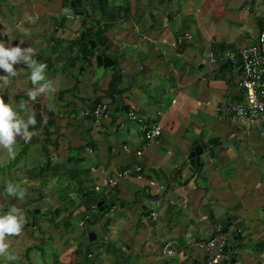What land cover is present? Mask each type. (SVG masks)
Wrapping results in <instances>:
<instances>
[{
  "label": "crops",
  "instance_id": "obj_1",
  "mask_svg": "<svg viewBox=\"0 0 264 264\" xmlns=\"http://www.w3.org/2000/svg\"><path fill=\"white\" fill-rule=\"evenodd\" d=\"M53 1L54 0H52L50 5L45 6L43 0H10V4L12 5L8 9V12L12 17L13 14H19V18L16 22L18 31H23L24 36L29 38L30 41L38 42V38L43 39L44 34L49 37L50 34H53L57 30L56 26L58 24H54L50 18H57L63 15L60 10L53 8ZM120 1L95 0L94 8L92 9V12L96 11V16L93 17V19H96L94 25L98 26L100 24L99 27L105 30V37L108 38V52H115L118 54L115 58L122 64L124 68L123 73L125 72L127 75L136 76L135 73L139 74L136 69L140 66L141 71H143L142 68L144 69L141 75L142 81L147 82L148 85L151 83L150 88L157 91L159 95L156 97L152 96L153 100H151V104L144 107V91L143 89H137L136 86L132 90L133 95L129 98L124 94L116 96L115 99H117V97H123V101L130 106V111L133 110L137 115H140V111L145 110L143 112L145 116L140 117L148 122L149 129L159 125L162 128V134L155 142L149 143L146 141L143 133L131 132L123 123L118 133L124 134L125 138L131 141L133 147L129 148L127 143L119 141L118 137L111 134L114 128L112 121L113 117L107 114V112L104 114L103 118H101V115L96 119H101V129L105 126L107 130H111L109 139L112 140L113 143L107 144V142L103 140L100 141V144L97 146V163L103 165L107 161V154H109L110 161L114 163L119 152H121L120 156L126 154L127 158L132 157V160L127 161L123 166L114 171V173L120 172L118 177L113 176L111 178L117 181L119 180V184L116 189H114V192L118 194V200H120L121 203L123 200H130L128 198L131 197V190L133 189L135 202L133 205L125 204V210H130V207L138 205L141 210L140 214L142 213L141 206L146 200V196L142 190H138L137 187L148 189L150 194H158L163 187H165L167 199L174 200L179 205H185L189 199L192 200V205L190 206L192 208L191 213L193 216L194 213H197L198 216L196 219L190 218L188 222L186 221V224L183 223V225H186V228H198L200 233L192 235L191 241H189L187 238L178 235V231L180 232V225L175 222L176 220L166 219V222H163L160 219V212L156 219L151 220L150 212L153 211L152 209H149L146 215L149 224L148 227L143 224L144 221L141 217V219L138 220L139 223H137L135 218L136 215L127 221L124 216L125 210L123 208L118 211L110 223L112 229L116 232L111 238H119V243H114L109 249L110 254L114 256L112 261L114 264H129L130 262H133V264H158L153 261L158 247L165 246L168 241H176V238L168 239L167 237L180 236V238H177V246L179 251L182 250L185 253L184 256H182L181 264H206L207 250L206 248H199L197 243H206L207 240L211 239L213 232L225 227L228 218L237 216L239 221L243 223V228L241 230L242 237L245 238L246 236L245 240L239 244L238 248L236 250L232 248V245L237 242L234 233L235 229L232 228L231 233L229 232L230 234L220 233L218 236H227L229 254L232 253L233 258L237 262L236 264H264V241L263 243L259 241L255 244V241L252 239L249 242L250 244L246 243V240L250 238L249 235L253 233L257 235V239L264 237V221L259 217L260 214L258 213L259 211L264 213V167L258 170L257 166L254 164H258V156H255L258 153L252 152L251 157H248L251 152L250 148H247L242 154L243 156L238 160L237 156L239 153L236 154V152H239V150H237V148L242 147L239 141H242L243 132H246L249 126L238 122L234 123V126H236L238 130L243 131L237 132L239 134H233L235 135V139H232L233 135H231V129L228 127L223 129L221 124V120L228 122L230 118L226 120L223 113L221 116H218L220 107L237 104L239 100L242 101L244 92L240 88L239 82H233L229 71L225 73L226 78H217V75L221 73H207L205 70L199 69L198 67L202 61L206 59V66H209L213 70L218 69L219 66L214 67L209 64L210 56H214V52H216V45L225 43L236 45L237 48L241 46L240 42H233V40L236 35H240V32L244 31L246 23L241 24L237 20L238 17L234 9H232V7L236 5H232L230 8L233 10V13L220 9L222 4L228 3L227 0H218V13L213 16L203 14L202 10L207 4H212L215 0H172L167 14H163V11L167 7V0H128L123 1L122 4H120ZM173 1L176 3L175 5H172ZM230 1L232 3L237 2V0ZM42 5L45 8L43 12V9L40 7ZM226 8L229 9V6L227 5ZM104 9L109 15L114 17L113 23L103 21L102 11ZM32 11L35 12L34 15ZM121 11L122 14L119 15ZM0 12L2 13L4 10ZM168 16L172 19L169 20ZM66 17V24L64 23L65 26H63V28L72 27L75 29L76 27V31L73 32L71 28L66 32L65 29V32L61 33V36L57 35L56 38L70 42L74 41L77 37L75 33L79 31L80 19L75 16L70 17L67 15ZM68 18L78 19L77 24L67 25ZM256 18L253 17L249 20L247 24H249L250 28L239 36L240 40H244L245 43L258 34V31L252 27V23H254ZM97 21L100 23L97 24ZM213 21L218 22V24H214ZM202 22L207 23V30H209L208 38L205 40L199 36L202 28L199 23ZM43 25H46L48 29H43ZM89 25L93 24L90 23ZM195 26H197L198 29L196 33L192 30ZM34 32H36V35L31 36L30 34H34ZM220 33H225L229 40L222 39L221 36L223 35H220ZM198 37H200V40L197 41ZM183 42H185V45ZM182 44L184 45L181 47L182 51H179V47ZM130 46L133 49V57L129 56V50H127ZM53 47H56V45ZM63 47L64 49H62L64 51L68 50L69 44H65ZM195 47L200 48L197 49ZM38 49L43 53V60L52 56L51 52L46 51V48L40 47L39 44ZM194 49L203 54L201 61H197L194 57H190L189 53ZM205 53L208 54L207 58H204ZM67 58V51L63 56H61V54H59V56L57 55L55 58V65L60 64L59 60ZM128 61H130V63H128ZM91 62L92 66L85 70L83 69L84 71H81L82 77L79 76V79L86 80V82L78 85L79 88L75 90L74 93L71 92V94H75L81 99L75 98L74 101V97L71 94L69 96L65 94L63 97L64 100H68L71 103H65L64 105L66 107L62 108L65 109L66 112L62 114V116L71 117V119H67L68 123H65V126L70 125V123H84L85 113L81 112L77 115L76 111L78 107L92 102L97 96H106H104V94H106L109 88L111 75L109 72L108 74L99 75L98 66L102 65L98 64L96 57H93ZM110 62L113 61L110 60L109 63ZM134 63H137V65ZM189 64L192 68H187ZM79 66L80 65H77L76 70H72L73 74H77L76 72ZM107 68L111 67L108 65ZM194 69L197 72H194ZM228 76H230V78H228ZM70 85L71 83L69 86ZM122 88L128 87H121V89ZM79 92L83 94L80 95ZM68 97L71 100H69ZM58 124L59 123H57V126L60 125ZM62 125L59 127L60 133L65 132ZM70 129L71 127L69 130ZM201 131L205 132V141L213 138H220L219 142H221L205 151V153L210 151L211 156L209 159L202 162V164H204L202 170H206L207 173L209 172L212 177L211 180L221 187V189L217 191L218 199L212 198L209 202L204 201L206 190L202 189V187L200 188L198 184L200 175L197 178L195 174L197 172L192 174L189 171V155L196 146L195 142L199 140ZM230 131L231 133L228 134ZM80 133L82 135V132ZM82 137L84 139L82 138L79 144L73 145L74 148L87 142L83 135ZM235 140H237V142ZM110 149H112V151H110ZM212 153H214L213 157ZM262 153H264V148L260 150V154ZM262 158H264V155ZM206 161H208L209 164H206ZM233 161L235 162L233 163ZM238 165H241L243 170L246 171L243 175L238 171ZM128 166L131 168L139 167L140 173L131 175L125 174L124 171ZM146 167H148V169L161 168L166 173L173 172L174 174L180 173L181 171L182 175L181 177L179 175L177 177L172 176L165 183H159L154 177L155 181L140 176L145 173ZM233 169L235 173L234 177ZM228 170H230L231 173L229 175H223ZM99 171V168H96L94 174L93 170L91 171L93 174L91 176V178H93V183L94 181H98L100 175ZM209 180L210 175L209 178H207L208 182ZM106 181L108 180L105 179L103 181L102 186H94L103 189ZM224 185H229L230 188L224 191ZM224 189H226V187H224ZM259 196L263 198L259 199ZM187 197L189 199H187ZM224 197L228 199L226 202L223 199ZM250 197H252V199H250ZM138 199H140V204H137ZM86 203L90 207L96 203V199L89 198L86 200ZM208 206H210L209 209ZM203 207L205 208V213L202 215L198 213V209H202ZM90 210L92 212L95 211L92 210L91 207ZM222 210L224 213L220 214ZM216 211H218V214ZM223 214L227 215L226 218L219 219ZM204 217L214 219L216 221V228H211V225H209L210 222L204 220L206 219ZM95 218H99L96 211L94 216L91 217L93 224L96 221ZM102 222L101 224H103ZM198 223H201L200 226H198ZM97 225L98 223L94 224L95 227H97ZM232 226H234V224ZM121 228H123L122 232H120ZM106 231L107 229L105 227L103 233ZM205 231H207L206 233L208 234L202 236V233ZM133 233L134 237L132 244L130 238ZM100 237L103 238V236ZM194 237L196 241L192 239ZM108 245L105 247L107 248ZM183 246L185 247L184 249ZM130 248H133V250ZM129 252H133L136 259H133L131 256L130 258H132V260L126 261ZM156 259L158 260V256H156ZM112 261L108 262L112 263ZM167 264H179V262L173 261L167 262ZM221 264L233 263L226 257Z\"/></svg>",
  "mask_w": 264,
  "mask_h": 264
},
{
  "label": "rangeland",
  "instance_id": "obj_2",
  "mask_svg": "<svg viewBox=\"0 0 264 264\" xmlns=\"http://www.w3.org/2000/svg\"><path fill=\"white\" fill-rule=\"evenodd\" d=\"M227 1L228 3L222 4L220 9L224 11L227 10L232 13H233L232 9H234L235 14L238 17L237 20L241 24L246 23L245 24L246 28L244 29V31L240 32V35L250 28L249 24L247 23L249 22V20H251V18L257 17V18L264 19V0H237L236 3H232L230 0H227ZM53 4H54L53 8L60 10L61 13L64 14V16H67V15L70 17L73 16V13L71 12L70 9L63 10L62 8H60V0H54ZM175 4L176 3L173 1L172 5H175ZM227 5L229 6V9L226 8ZM232 5H236V6L230 9ZM40 7L43 9L42 12L45 11V8L43 7V5ZM218 8H219L218 0H215L212 4H207L203 8L202 12L203 14L213 16L218 13L217 11ZM2 13L0 12V15ZM32 14L34 15L35 12L32 11ZM121 14H122V11L119 12V15ZM11 16L12 15L8 12L5 18L7 20L5 19L3 20L0 18V42H4L6 46L19 45L21 47H32L33 49L36 50V54H39L42 57L38 61L43 63L44 56H43V53L40 52V50L38 49V44L40 45V47L42 46V48H46V51L51 52V54H52L51 46H54L56 44L53 42H51L50 44H46L44 40L40 38H38V42L30 41L29 38L24 36L23 31L19 32L18 28L16 27L17 25L16 22L19 18L18 17L19 14L17 15L13 14V17ZM95 16H96V11H93V12L91 11L90 17L93 18ZM77 21L78 19L68 18L67 25H76ZM213 23L218 24V22H215V21H213ZM199 24L202 26L199 36H201V38L205 40L208 38V35H209V30H207V23L202 22ZM252 27H254L259 33V27L257 25L256 20H254V23H252ZM42 28L48 29L46 25H43ZM71 28L72 27L63 28V26H59V28L53 34L49 35V39L50 40L52 39V41L55 42L57 40L56 38L57 35L61 36V33L65 32V29L67 32V30H70ZM71 30L75 32L76 27L75 29L72 28ZM79 30L81 31L82 28L80 27ZM192 30L194 31V33H196L198 31L197 26H195L194 29ZM76 34L77 33H75V36H77ZM92 34L94 35V32ZM30 35L34 36L36 35V32ZM220 35H223L221 36L222 39L229 40L228 36L225 33H220ZM240 35H236L233 42H240L241 45L244 46L246 43L244 40H240L239 38ZM52 37H55V38H52ZM198 40H200V37L197 38V41ZM62 48L64 49V47ZM195 48L198 49L200 47H195ZM127 50H129V56L133 57L132 47L130 46L129 48H127ZM65 51L69 52V49ZM108 53L109 54L107 56H109L110 58H114L118 56V54H116L115 52H108ZM189 54H190V57H194V59L197 61L199 60L201 61L203 57V54L197 51L196 49L191 51ZM57 55L59 56V52L55 55L54 60L57 57ZM207 55L208 54L205 53L204 58H207ZM34 58H36V56ZM65 61H66L65 59L59 60L60 64L54 66L53 68L54 72L52 71V75L49 71V68L47 67L45 75L49 80L53 82L54 86L56 87V92L50 95L41 96V100L43 103L42 122L48 120V118L50 117V114L54 113V120L56 121V124L57 123L60 124V125L58 124L59 126H54L52 128H49L48 126L47 128L49 131L48 142L50 145L49 146V149L51 152L50 155L53 158L52 166L46 169L44 173L42 174V176L38 178L40 174V166L45 165L44 164L45 159L43 158L44 155L41 152V144H40V139L42 136L39 137L38 131L36 132L32 131L37 134L28 143H25L22 139L17 138V144L15 146V159H10L6 151L0 148V215L5 214L10 207L16 206L17 208L23 210V213L26 218V222L23 226V229L20 235L10 236L6 238V242H8L10 245L9 251L18 257L17 260L8 261L5 258L0 257V264H9L10 262H14V263L16 262V264H81L82 262H85L84 256H85V247L88 244V235H87L89 232L88 229H91V231H95L97 233V241L93 244V247L91 248V252L99 255V259H101V261H103V259L107 261H112L114 256L110 254L109 249L112 245H114V243H119L116 238L115 239L111 238L113 237L114 234H116L114 229L112 228L108 229L105 233H103L104 231V227L102 226L103 224L106 225L107 228H109V226H107V223H105V221L102 222L103 224L97 225V227H95L93 223L91 225L87 224V219H85L84 216L89 215V218H91L94 216L95 211L92 212L91 210H89L85 214H80L78 216L74 215L73 217H68L69 213L60 207V201L62 200L60 198L63 195V188H62L63 184L66 185L70 183V181L67 179V174L70 170L69 162H68L69 148L70 147L74 148L73 145L77 143L79 144V141L83 138L82 135L85 137L86 141L91 142V140H94L93 142L95 143V145L97 144V146L100 144L101 140L107 142V144L113 143V141L109 139L111 130H107L105 126L102 127L103 129H101V125H100L101 119L94 118L90 123V127H86L84 123H78V124L70 123V125L65 126V123H68L67 119H71V117L62 116V114L66 113L65 109H62V108L63 107L65 108L66 106L64 104L69 101L64 100L63 98H60V93L62 90H67L69 92L66 94H68L69 96L71 92L74 93L75 90L79 88L78 85L82 84L83 82H86V80L79 79V76H81V73L73 74L71 70L68 74H64V71L62 70V66H63V63H65ZM118 63H119L118 67H120L121 70L123 71L124 68L122 64L120 62ZM128 63H130V61H128ZM134 64L137 65V63H134ZM77 65H80L79 67H81L82 62H79ZM108 65L111 68H113L115 63L110 62L108 64H103V66H98L99 75L108 74L109 72L111 75V78L113 76L115 77V72H113L111 68H107ZM86 67L90 68L88 65ZM76 68L73 70H76ZM187 68H192V67L189 64L187 65ZM16 69L18 71V75L12 78L8 84H4L3 81H0V97H3L6 103L11 102L14 107H17L19 102L23 100L28 104L30 112L32 114H35L36 111H35L34 102L29 101L26 95L28 91V82L30 81V74H31L30 70H28L26 66L24 65H17ZM136 70L139 72V74L135 73L136 76L130 75L132 77L135 76V79L132 80V82H130L131 79H128L124 76L121 79H118L116 77L115 78L119 80L118 84L121 87H128L129 89L131 88V91L130 92L128 91L126 93L127 98L133 95L132 90L136 86H137V89H143L144 91L143 95L145 96V102L143 103V105L144 107H147L148 105L151 104V100H153L152 96L156 97L159 94L157 93V91L152 90V88H150L151 83H149L148 85L147 82L142 81L141 75L144 69L142 68L143 71H141L140 66H139L138 69ZM193 71L197 72L195 69ZM226 71L227 72L229 71V73L231 74L233 82L238 83L239 80H241L242 71H241L240 65H235L232 67L230 66L226 69ZM226 71L224 72V74L226 73ZM3 75H6V74L2 70H0V76H3ZM70 75L71 77H69ZM71 81L73 82L71 83ZM70 83L71 85L69 86ZM68 86L70 88H67ZM79 94L81 95L83 93L79 92ZM71 95L74 97V101H75V98L81 99L77 97V95L75 94L74 95L71 94ZM105 95L106 94H104V96ZM102 100H103L102 105L104 107H107V111H103L101 118H103L104 114L107 112H108L107 114H110V116L112 117L113 116V104L109 103L105 97H102ZM115 104H121L123 106V97H117V101ZM144 111H140V115L138 116L144 117L145 116V114H143ZM81 112L85 113L86 108L82 106L78 107L76 114L79 115ZM121 114L125 118L124 124L129 128L131 132H136L139 134L142 133L139 129V124L137 123V121L135 122V121L130 120L126 112H121ZM21 115H24V113H21ZM236 122L237 121L232 117H230L228 122L225 120H221L222 128L225 129V127H228L229 129H231L232 131L231 135L236 134L237 132H240V131L242 132L243 130H238L237 127L234 126V123ZM61 125H62V128L65 129L64 133H60L59 127ZM79 125H81L82 127ZM248 126L249 128L246 129V132L245 131L243 132V139H241L242 141H239V144H241L242 147L237 148L239 152H236V154L239 153L237 156L239 160L243 156L242 154L246 151L247 148L251 149V152L248 155L249 158L251 157L252 152L258 153L255 155V156H258L257 157L258 164L257 163H254V164L255 166H257L258 170H261V167H264L263 165L264 158H262L264 153L260 154V150L264 148L263 123L262 122L260 123L259 121H254V122H250ZM70 127L72 129V130L70 129L71 131L69 130ZM231 131L228 134H230ZM80 132H82V135ZM117 136H118L119 141L127 143V146L129 148L133 147V144L131 143V141L125 138L124 134L118 133ZM124 138H125V141H124ZM23 148L26 149V153L24 156L21 157L22 151H25ZM95 153H98V149L97 151L93 152L90 149H85L83 151H80L79 148H77V149H73L70 152V154L73 155V157L85 159L83 163H79L77 165V169L84 171L90 168L91 171L93 170V174L95 173L96 168L100 169L99 171L100 175H99L98 181L97 182L94 181L93 183V185H98V186H102L103 181L105 179L110 180L113 176L118 177L120 172L114 173V171H116L121 166H123V164H125L127 161L132 160V157L127 158L126 154L124 156L123 155L120 156L121 152H119L118 157H117L118 159L117 158L115 159V163L110 161L109 154H107L106 155L107 161L102 165V164L97 163L98 156L95 155ZM261 160H262V163H261ZM12 161H14V164H12L13 163ZM234 162L235 161H233V163ZM205 163L209 164L208 161H206ZM238 171H240L241 175H243V173L246 172L245 170H243V167L241 165H238ZM198 173H201L200 175H203L207 178H209V175H210L209 182L207 181L206 183H204L203 180L201 179L198 180V184L200 185V188L202 187V189L206 190L204 201L208 195H211V198L213 199H218L217 191H219L221 187H219L213 180H211L212 179L211 174H209V172L207 173L206 170L198 169L197 174ZM230 173L231 171L228 170L223 175H229ZM93 174L91 172L90 177ZM140 176L148 180L155 181L153 178V175L150 172H148V167H146L145 173L141 174ZM234 176H235V173L233 169V177ZM8 182L18 183L24 189H26V196L23 201L10 197L6 194L5 186ZM118 184H119V180H118ZM224 187H226V189H224ZM137 188L138 190H142V192L146 196V199H148V196L150 194L148 189H145V188L141 189V187H137ZM229 188H230L229 185L223 186L224 191L228 190ZM131 192H132V195L130 198H128L130 200H123L122 203L132 204V205L134 204L135 196L133 195V189L131 190ZM97 193L101 194L102 192H97ZM71 197L73 196L71 195ZM167 198L168 197H166V195L165 196L163 195V196H160L158 199L153 200L149 209L151 210V208L155 206V201H159L160 208L156 209V211L158 215L160 212V219L163 222H166V219L176 220L175 222L180 225V232L178 231V235H180L183 238H187V240L191 241L192 235L200 233L198 228H194V229L186 228L185 227L186 225H183V223L186 224V221L188 222L190 218L196 219L198 216L197 213H194V216L191 213L192 208L190 206L192 205V200L187 197V199H189L187 203L185 205H179L174 200L167 199ZM262 198H263L262 196H259V199H262ZM223 199L225 202L228 200L226 199V197H224ZM250 199H252V197H250ZM137 204H140V199H138ZM72 208L76 209L78 207L75 205H72ZM72 208H70V210H72ZM130 208L131 209L127 211L124 208L125 210L124 216L127 219V221L136 215L135 217L136 222L139 223L138 220L143 218V221H144L143 224L146 227H148L149 224L147 222V216L146 215L143 216L142 213L140 214L141 210L138 207V205L135 207H130ZM209 208L210 206H208V209ZM120 209H123V208H120ZM55 211H58V212L55 213ZM200 211H201V208L198 209L199 214L201 213ZM44 212H48V213H44ZM216 213L218 214V211H216ZM222 213H224L223 210L220 211V214ZM258 213L260 214L259 217L263 219L264 221V213H262V211H259ZM34 214H35V218H33ZM191 214H192V217H191ZM226 216H227L226 214H223L222 217H220L219 219L226 218ZM95 220L97 221L98 219L95 218ZM33 221L35 222V224L33 223ZM82 221H84L83 226L81 225ZM208 221L210 222L209 225H211V228L212 227L216 228V221L214 219L208 218ZM57 222L59 225H56ZM200 224L201 223H198V226H200ZM232 228L235 229L234 226L232 225L230 226L228 224L227 230L226 231L223 230V233L225 234H228L229 232L231 233ZM122 230L123 228H121L120 232H122ZM207 231L203 232L202 236H205L206 234H208L206 233ZM100 236H103V238ZM180 236H173V237H167V238L168 239L176 238V241L175 240L174 241L178 243L177 238H180ZM133 237H134V233L132 237L130 238L131 239L130 242L132 244H133ZM218 237H221V236H218ZM249 237H250L249 240H246V243L248 244H250L249 242L252 239L255 241V244L258 243L259 241H261L262 243L264 241L263 240L264 237H260L257 239V235L254 233L252 235H249ZM242 238L243 240H245L246 236L245 238L244 237ZM192 239L196 241L195 237ZM106 245H108L107 248L105 247ZM163 247L164 246L158 247V251L156 252L155 258H153V261H155L158 264H164L166 262H173V261L179 262V264L182 263L181 256H177L175 258H170V259L164 258L162 255ZM120 248H123V247H120ZM184 248L185 247L183 246V249ZM130 249L133 250V248H130ZM28 250H29V253H28ZM131 256L133 257V259L134 258L136 259V257H134L133 255V252H129L126 257V261L132 260V258H130ZM156 256H158V260L156 259ZM103 262L104 263L95 261L93 263L106 264V261H103ZM93 263H90V264H93ZM112 264H114L113 261H112ZM129 264H133V262H130Z\"/></svg>",
  "mask_w": 264,
  "mask_h": 264
},
{
  "label": "clouds",
  "instance_id": "obj_3",
  "mask_svg": "<svg viewBox=\"0 0 264 264\" xmlns=\"http://www.w3.org/2000/svg\"><path fill=\"white\" fill-rule=\"evenodd\" d=\"M35 56L36 50L32 47L6 46L4 42H0V70L6 74L0 76V81L8 84L18 75L16 66H26L31 73L32 85L26 95L29 101L34 103L38 97L56 92L53 82L45 75L47 65L39 62ZM36 123V116L30 112L25 101L21 100L18 106L14 107L11 102L6 103L4 98L0 97V148L6 151L10 159H15L17 138L25 143L30 142L34 135L30 128H35ZM5 191L8 196L21 201L26 196V189L18 183L8 182ZM25 222L23 210L16 206L10 207L5 214L0 215V257L8 261L17 260L18 257L9 251L10 245L6 238L20 235Z\"/></svg>",
  "mask_w": 264,
  "mask_h": 264
},
{
  "label": "built area",
  "instance_id": "obj_4",
  "mask_svg": "<svg viewBox=\"0 0 264 264\" xmlns=\"http://www.w3.org/2000/svg\"><path fill=\"white\" fill-rule=\"evenodd\" d=\"M241 59L242 76L239 81V86L244 92V101L239 104L227 105L220 107V111L226 114L228 118H234L238 123L249 125L250 122L259 121L264 123V32H259L256 36L249 39L244 46H239L237 51H227L224 56L218 57L216 52L214 56H210L209 64L218 67L221 61H231L236 63L237 56ZM102 103L98 104L93 114L94 118H99L105 107ZM128 118L132 121H137L140 131L145 135L146 141L149 143L155 142L162 134V128L159 125L154 126L152 129L148 128V122L138 116L133 110L128 114ZM140 171L139 167L135 168ZM125 174L131 175L132 170L124 171ZM114 191L118 186V181L114 179L108 180L107 185ZM105 187L101 189L96 187L97 192L105 191ZM92 210H96V203L90 206ZM160 208L159 201H155V207L150 212V219L157 218L158 213L156 209ZM84 225V222H81ZM207 240L206 243H197L199 248H206L207 260L206 264H221L227 257L229 252H224L228 248V238L226 235H220ZM184 251H179L175 241H168L162 249L164 258H175L177 256H184Z\"/></svg>",
  "mask_w": 264,
  "mask_h": 264
},
{
  "label": "water",
  "instance_id": "obj_5",
  "mask_svg": "<svg viewBox=\"0 0 264 264\" xmlns=\"http://www.w3.org/2000/svg\"><path fill=\"white\" fill-rule=\"evenodd\" d=\"M167 7L165 8V10L163 11V14H167L169 8H170V3L172 0H167ZM79 5H80V0H78ZM71 7H75L74 3L71 4ZM76 15H80V13H76ZM62 21H66V17H62ZM78 42L82 45V47L84 49H88L90 48L92 53L94 55H96L97 58V62L99 65H103V64H108L109 60L105 57L102 56V50H104L103 47L98 46V43L95 40H87V33L86 31H82L78 37ZM50 44V41H47ZM238 61L236 63H233L231 61H227L224 64H222L220 67H218V69H211L209 66H206V59L202 61V63L198 66L199 69L205 70L207 73H217L220 74L222 72V69H224L226 66H234V65H240L241 64V59L240 56H237ZM122 75V70L120 67L116 68L115 71V77L116 78H120ZM125 77H128L130 79H132L133 77L130 75L125 74ZM228 78H230V76H228ZM29 88L32 87L31 85V81L29 82ZM129 91L128 88H122L120 90H116L113 89L108 97L111 101H114L116 96H121L126 94ZM102 102V98L100 96H97L94 98V100L92 101V103L88 106H85L84 108H86V114L84 117V124L86 127H90V122L93 120L94 116V112L95 109L97 107L98 104H100ZM36 103V118H38L40 121L42 120V114H43V104L41 102V98L38 97ZM106 108V107H105ZM118 109L119 107H116L113 111V117L115 119H117V125H122L125 121L124 117H122L119 113H118ZM222 112L219 111L218 112V116H221ZM225 119L227 120V115L224 114ZM44 127V132L47 131V124L43 125ZM263 129H264V124H263ZM117 128L114 129V131H116ZM232 139H235V135L232 136ZM46 137L43 136L41 137L40 143H41V152L43 153V155L45 156V161L46 164L44 166L41 167L40 169V174L42 175L44 173V171L46 169H48L49 167L52 166L53 164V160L52 157L50 155V150L48 145L45 143ZM205 132L201 131V134L199 135V140L198 143L196 144V146L192 149V151L190 152L189 155V163H190V167H189V171L193 174L197 171V169L202 165V162L209 159L211 156V152L208 151L207 153H205V151L211 147H214L219 141L220 138H213L210 140L205 141ZM237 142V140H235ZM80 151H83L85 149H90L92 151L95 150L96 145L94 142H88L86 144H83L81 146L78 147ZM148 172H150L153 177L158 181V182H166L169 180V178H171L172 176L177 177L179 175V173H166L163 169L161 168H150L148 169ZM200 179H202L204 182L207 181V177L200 175ZM108 181H106L105 185H107ZM165 187H163V189L155 195L149 194L147 201H145V204L143 206V212L142 215L145 216L146 212H147V206L149 205V203L152 200H156L158 199L160 196H163L165 194ZM70 194L73 196V199L75 201V204L77 207H79V209L75 212V216H78L80 214L86 213L89 209V206L87 205V203H83L81 202L79 193H78V188L77 186L74 184L73 188L70 191ZM102 197H100L99 199L96 200V206H97V212H98V217L102 218L104 216V213L106 211L109 210L110 208V203H115L116 205H120V208H124L125 207V203H121V201L118 200V194L115 193L113 190H111L108 186L105 187V191L102 192ZM211 195H208L205 199V202H209L211 200ZM50 211V210H49ZM48 211V212H49ZM48 212H44V213H48ZM56 213L58 211H55ZM201 214L203 215L205 213V209L202 208L201 209ZM35 218V216L33 217ZM114 218V214H111L110 219ZM206 219L204 220H208V217H204ZM34 220V219H33ZM229 225H233L236 229V231H240L243 223L242 221H239L237 216H233L228 218ZM33 223L35 224V222L33 221ZM93 223L91 218H87V224L91 225ZM108 224L111 223V220H108L107 222ZM224 230H227V227L224 228ZM88 244L85 247V250H91V248L93 247V244L96 242L97 240V233L95 231H91L89 230L88 232ZM224 252L227 254L229 252V248H225ZM227 257L229 258V256L227 255ZM92 259L95 261H99L104 263L103 261H101V259H99L98 255H92ZM110 262L106 261V264H109ZM233 263V261H232ZM199 264V263H197Z\"/></svg>",
  "mask_w": 264,
  "mask_h": 264
},
{
  "label": "trees",
  "instance_id": "obj_6",
  "mask_svg": "<svg viewBox=\"0 0 264 264\" xmlns=\"http://www.w3.org/2000/svg\"><path fill=\"white\" fill-rule=\"evenodd\" d=\"M64 4H65V7H69L68 6V0H65L64 1ZM102 19L105 22H111V23L114 22V17L112 15H109L108 12L105 9L102 11ZM168 19L171 20L172 18L171 17H168ZM256 22H257V25L259 27V32H264V19L263 18H257L256 19ZM82 29L83 30H86L87 35L90 38H92L93 40H95L100 47H104L105 48V50L103 51V54L104 55H107V52L109 50V47H108V38L105 37V34H104L105 33V30L104 29H101L100 27H98L96 30H94V29L88 30L85 27H83ZM78 32H80V30ZM93 32H94V35L92 34ZM184 43L185 42H183V44ZM65 44H69V52H68L69 57L67 58V61H65V63L62 66V70L64 71V73H66L67 71H71V70L75 69L77 67V64L79 62H82V56L83 55L84 56L90 55L91 57H94L95 56L94 54H92L91 50L84 49L82 47V45L78 42L77 39H75L74 41H70V42H68L66 40H56V47H53L52 46V52H53L52 54L53 55L51 57L47 58L46 60H44V62H43V63H45L47 65V67L49 68V71H50L51 74H52V71L54 72V69H53L54 66H55L54 56L58 52H59V54H61V56H63V55L66 54V51H64L62 49V47ZM183 44L179 47V51H182L181 50V47L185 45V44L184 45ZM186 46H187V44H186ZM237 49L238 48L236 47V45H233V44L229 45V44L221 43V44H217L216 45V54H217L218 57H222V56L225 55V53L227 51H237ZM41 58L42 57L38 56L37 57V60L38 59H41ZM114 60L116 62V65L119 66V63H118V61H116V58H114ZM88 61H89V64H88L89 67L92 66L91 60H88ZM224 63L225 62L221 61V64L219 65V67L222 64H224ZM228 67H230V66H226L224 69H222L221 74L220 75H217V78H220V77H225L226 78L224 72L226 71V69ZM114 70H115V67H114ZM132 80H134V79H132ZM132 80H130V82H132ZM118 81L119 80L116 79L114 76L111 78L110 85H109L108 90L106 91L105 98H106V100L109 103L113 104V111H114V109L116 107H119L118 113L126 112L127 114H129V112H130V106L128 104H126V102L123 101V106H122L121 104H115L116 101H117V99H115L114 101H111L109 99V97H108L109 93L113 89L118 90V89L121 88V86L118 84ZM68 92L69 91H67V90H62L61 93H60V98H63V96L66 93H68ZM243 101H244V98H243L242 101L239 100L237 104L242 103ZM105 111H107V107H106ZM121 116L124 117L123 115H121ZM49 118L51 120L49 119L50 121L48 123V126L49 127L56 126V121L54 120V113H51ZM36 119H37L36 126H35V128H30V131H34V130L37 131L38 130V131H40V135H45L46 137H48L49 136V131H47L45 133L42 130L43 129L42 122L38 118H36ZM112 121H113V124L116 125L117 119L113 118ZM46 143L49 144L48 138L46 140ZM197 143H198V141L195 142V145ZM220 143L221 142H218V144H220ZM77 148L78 147H75V148L70 147L69 148V151H68V153H69V155H68V162H69V168H70V170L68 172L67 179L70 181V183H68L66 185L63 184V187H62L63 188V195L60 198V199H62L60 201V207L62 209H64L66 212L69 213L68 214V217H73L74 214H75V212L79 209V207L76 208V209L75 208H72V205H75L76 206L75 201H74L73 197H71V194H70V191H71L74 183L78 186V193L81 196V202H82V204H83L84 201H86L89 198H96V200H97L100 197H102V195H103L102 193L101 194L100 193H97V191L95 189L96 186L93 185L92 178L90 177L91 169L88 168L87 170H84V171H81V170L77 169V165L79 163H83L85 161L84 158H81V159L78 158V157L76 158V157H73V155L70 154V152L73 149H77ZM23 149L25 151H22L21 157L24 156L25 153H26V149L25 148H23ZM95 151H97V146L95 148ZM95 155H98V154L95 153ZM213 156H214V153H212V157ZM12 162H13L12 164H14V161H12ZM203 167H204V164H202L198 169H203ZM126 170H132L133 171L132 174H138V173H140V171H136L135 168H131L130 166L126 167ZM195 174H196V176L198 178L201 173H198V174L195 173ZM181 175H182V173L180 171L179 176L181 177ZM98 194H100V195H98ZM164 196H165V194H164ZM70 208H72V210H70ZM89 210H90V207H89L88 211ZM83 214H85V213H83ZM88 216H84V218L87 219ZM82 222H84V221H82ZM67 224H68V222H67ZM228 224H229V221H227V223L225 224V227H227ZM56 225H59L58 222L56 223ZM224 228L218 229L215 232H213V234L211 235V238H215L220 233H223ZM234 233H235V237H236V241L237 242H236V244L232 245V248H233V250H236L238 248L239 244L243 241V238H242L241 231L238 232V231L235 230ZM28 253H29V250H28ZM92 255H94V253H92L91 250H88V251L85 250V256H84L85 262H82L81 264H90V263L95 262L92 259V257H91ZM228 256H229L230 262H232V260H233V264H236L237 263L236 260L233 258L232 253L231 254H228ZM103 261H107V260L103 259ZM9 264H16V262L15 263L14 262H10ZM93 264H95V263H93ZM164 264H166V263H164Z\"/></svg>",
  "mask_w": 264,
  "mask_h": 264
},
{
  "label": "flooded vegetation",
  "instance_id": "obj_7",
  "mask_svg": "<svg viewBox=\"0 0 264 264\" xmlns=\"http://www.w3.org/2000/svg\"><path fill=\"white\" fill-rule=\"evenodd\" d=\"M25 1H28V0H25ZM64 1L65 0H61V8L63 9V10H65V9H70L71 10V12L73 13V16H75V17H77V18H79L80 19V24H79V26L81 27V28H83V27H85L86 29H88V30H91V29H94V30H96L99 26H100V24L98 25V26H95L94 25V23H95V20L92 18V17H90V14H91V11H92V9L94 8V1L95 0H80V5H79V2H78V0H68V6L69 7H65V4H64ZM120 1V0H119ZM123 1H128V0H121L120 2V4H122V2ZM52 2V0H43V4L45 5V6H48V5H50V3ZM72 3H74V8L73 7H71V4ZM12 4H10V0H0V11L1 10H4V13H2L1 15H0V18L1 19H5L6 18V14L8 13V9L10 8V6H11ZM76 13H80V15H76ZM12 17V16H11ZM62 17H66V16H64V14L63 15H61V17H57V18H50L52 21H53V23L55 24V23H57L58 25L56 26V28L58 29L59 28V25L60 26H64L63 24H62ZM169 17V16H168ZM67 18V17H66ZM5 20H7V19H5ZM63 23H65V21L63 22ZM93 24V25H89V24ZM98 23H100L99 21H97V24ZM55 26V25H54ZM79 27V28H80ZM82 31H86V30H81L80 32H78L77 33V37H76V39H78V37H79V35H80V33L82 32ZM87 33V32H86ZM44 34V33H43ZM43 40H45L44 42H46L47 44H49L47 41H50V43L51 42H53V43H56V41L54 42V41H52V39L50 40L49 39V37L48 36H45V34L43 35ZM57 40H60V39H57ZM87 40H93L92 38H90L88 35H87ZM99 46V45H98ZM104 48V47H103ZM88 50H91L90 48H88ZM104 50H105V48H104ZM104 50H102V56L103 57H105V58H107L108 60H111V61H113V62H115V60H114V58H110L109 56H107L109 53L107 52V55H104L103 54V51ZM92 52V51H91ZM93 54V53H92ZM38 56H40L41 57V55H39V54H36V59H37V57ZM55 57V56H54ZM68 57H69V54H68ZM94 57H96V55L94 56ZM93 57H91L90 55H87V56H82V65H81V67H79V69L77 70V74H82V72L87 68L86 66L89 64V61L88 60H91ZM38 60H40V59H38ZM66 61H67V59H65ZM117 61V60H116ZM64 64V63H63ZM89 66V65H88ZM103 66V65H102ZM114 67H115V70H116V68L118 67L117 65H116V62H115V65L113 66V68H111L112 70H113V72H115V70H114ZM84 69V70H83ZM83 70V71H82ZM82 71V72H81ZM70 71H67L66 73H64V74H67V73H69ZM55 75V74H54ZM125 77V73H123V71H122V75H121V77L120 78H122V77ZM69 77H71V75L69 76ZM68 77V78H69ZM120 78H118V79H120ZM128 79H130V78H128ZM133 79H135V77L133 76ZM132 80V79H131ZM30 82V81H29ZM29 82H28V86H29ZM73 81H71V83H72ZM77 83V82H76ZM67 88H70L69 86L67 87ZM129 89V88H128ZM28 90H29V87H28ZM118 90H120V89H118ZM131 90V88L129 89V91ZM41 98V97H40ZM102 98V97H101ZM103 101V100H102ZM41 102H42V100H41ZM92 102H90V103H88V104H85V105H83L82 107H85V106H88V105H90ZM102 103V102H101ZM43 104V103H42ZM34 106H35V111H36V103H34ZM86 114V113H85ZM35 116H36V113H35ZM113 117V116H112ZM114 118V117H113ZM50 118H48V120H46V121H44V122H42V120H41V122H42V124L44 125V124H47V128H48V123H49V120ZM125 119V118H124ZM123 125V124H122ZM56 126H57V124H56ZM114 126V128H113V131H112V135H114L115 137H118L117 136V134H118V130H119V128H120V126L121 125H117V123H116V125H113ZM49 128H52V127H49ZM115 128H117V130L116 131H114V129ZM43 131H44V127H43V129H42ZM38 131V130H37ZM47 131H48V129H47ZM46 131V132H47ZM34 132H36L35 130H34ZM33 132V133H34ZM45 132V133H46ZM37 133H34V135H33V137L36 135ZM38 134H39V137H43V136H45V135H40V131H38ZM32 137V138H33ZM46 137V136H45ZM47 138L48 137H46V140H47ZM41 140V139H40ZM46 140H45V143H46ZM94 140H91V142H93ZM89 141H87L86 143H88ZM85 143V144H86ZM41 144V143H40ZM47 144V143H46ZM48 145V147L50 146L49 144H47ZM96 146H97V144H96ZM98 148V147H97ZM109 148H111V147H109ZM50 150V149H49ZM110 151H112V149H110ZM94 152H95V150H94ZM111 153V152H110ZM50 154H51V152H50ZM52 157V156H51ZM44 159H45V156L43 157ZM52 160H53V158H52ZM44 164H46V161H45V163ZM42 166H44V165H42ZM42 166H40V169H41V167ZM42 175H39L38 176V178H40ZM159 183H161V182H159ZM152 195H155V194H152ZM81 199V198H80ZM90 199H94V198H90ZM119 199V198H118ZM120 201V200H119ZM145 201H147V199L145 200ZM145 201H144V203L142 204V212H143V206H144V204H145ZM153 201V200H152ZM152 201L149 203V205L147 206V212H146V215L148 214V212H149V207H150V205H151V203H152ZM86 201H84L83 203H85ZM2 210H4V209H2ZM98 210V209H97ZM97 210H95L96 211V214L98 215V212H97ZM120 210V205H116L115 203H110V208H109V210L108 211H106L105 213H104V216L102 217V218H98V221H96V222H94V224L95 223H98V225L99 224H101V222L102 221H105V223H107L108 222V220H112V219H114V218H112V219H110V216H111V214H114V217H115V215L118 213V211ZM56 213V212H55ZM39 214V213H38ZM34 216H35V214H34ZM104 228L106 227V225H102ZM107 226H109V228H107L106 227V229L108 230V229H111L112 228V226H111V224H108L107 223ZM88 230H91V229H88ZM117 239V241L119 242V238H116ZM97 241V240H96ZM166 264H167V262H166Z\"/></svg>",
  "mask_w": 264,
  "mask_h": 264
}]
</instances>
